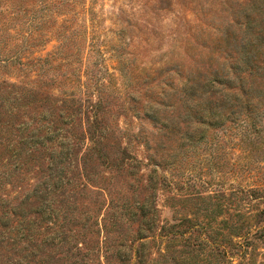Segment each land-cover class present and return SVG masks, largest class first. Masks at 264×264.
<instances>
[{"label": "rangeland", "instance_id": "rangeland-1", "mask_svg": "<svg viewBox=\"0 0 264 264\" xmlns=\"http://www.w3.org/2000/svg\"><path fill=\"white\" fill-rule=\"evenodd\" d=\"M244 4L0 0V264H264V78L244 141L185 90Z\"/></svg>", "mask_w": 264, "mask_h": 264}, {"label": "trees", "instance_id": "trees-1", "mask_svg": "<svg viewBox=\"0 0 264 264\" xmlns=\"http://www.w3.org/2000/svg\"><path fill=\"white\" fill-rule=\"evenodd\" d=\"M246 1L248 5L244 4L241 10L244 22H235L242 34L238 42L233 38L234 52L237 55L233 69H226L225 64L206 69L198 66L194 71L196 74L188 76L185 85L188 95L197 93L199 98L212 100L209 102L210 106L203 111L208 115L207 118H213L214 126L221 130L236 128L243 141L252 137L251 120L258 115L261 105L250 93L252 79L256 76L264 78L262 68L257 64L258 60H254L259 51L264 52V28L261 24L264 22L261 18L264 15V0ZM236 4L241 5L238 2ZM255 9L257 11H252ZM199 70H203L204 74L199 73Z\"/></svg>", "mask_w": 264, "mask_h": 264}]
</instances>
